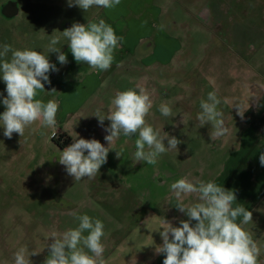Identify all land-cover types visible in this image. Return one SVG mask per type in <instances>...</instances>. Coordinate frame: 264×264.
<instances>
[{
    "label": "rangeland",
    "instance_id": "374dc122",
    "mask_svg": "<svg viewBox=\"0 0 264 264\" xmlns=\"http://www.w3.org/2000/svg\"><path fill=\"white\" fill-rule=\"evenodd\" d=\"M9 1L18 5L19 14L11 20L0 16V45L7 43L19 50L43 52L49 36L60 35L73 23L85 24L92 18L104 19L117 36L123 27L131 28L136 24L135 20L128 23L126 16L128 7L134 11L136 0H121L115 7L117 15L110 18L100 15L101 7L85 12L78 6L69 7L68 0H0V11ZM145 1L151 5L153 18L159 16V26L166 28L167 20H170L169 25L171 22L175 26L169 29V42L159 38L163 48L159 46L156 54L145 58L143 63L133 55L118 60L101 74L97 83L92 82L90 73L98 70L68 58V62L61 65L56 53H48L49 61L58 71L49 72L50 83L43 82L44 90H38L37 98L59 103L69 94L68 90L76 93L62 106L58 104L62 124L57 120L55 128L39 130L31 126L24 136L13 133L11 139L3 135L4 129L0 126V138L7 139L0 146H6L5 153L14 154L13 178L16 180L14 195L0 187V229L5 227L4 231H8L5 237L0 236V264H14V252L20 246H27L30 253H36L29 256L31 264H44L50 254L47 245L53 242V238L45 237L77 227L79 221L70 215L73 212L103 222L105 264H163L164 255L156 252V247L162 244L158 232L162 220L176 227L181 221L175 198L170 196V184L185 175L192 180L196 174L211 178L213 170L226 159L227 165L241 164L238 158H229L234 154L232 151H236L233 142L223 150L226 153L218 152L221 145L218 139H211V125L206 123L200 127L197 115L201 111L200 100L206 99L208 92L216 91L221 99L220 109L226 103L225 92L241 89L240 84L257 83L260 76L264 78V0ZM137 25L143 30L142 24ZM66 43L61 39L58 45L62 52L66 50ZM137 85L145 88L153 101L147 122L159 130L161 136L167 133L181 143L177 149L162 154L156 165L134 163L138 135L127 138L121 134L109 146L107 162L96 177L75 181L58 161L61 152L76 138L97 139L108 147L104 137L109 133L104 129L111 122L105 119L101 126L94 115L97 110L107 115L115 94ZM52 89L56 92L49 93ZM6 96V85L0 77V114L5 111L2 100ZM162 103L172 109V116L161 115ZM67 113L72 115L67 130L69 141L57 134L67 122ZM233 129H236L233 135H237L242 126H233ZM34 131H39L37 137ZM31 141V167L18 173L29 161L22 153L29 150ZM164 143L167 146V139ZM121 149L123 155L117 157L116 152ZM198 150L204 152L200 158L193 155L189 158V154ZM221 155L225 158L213 166V170L205 169V163H212ZM249 176L252 174L238 175L234 190L238 185L242 205L247 196L255 200L243 205L253 214V222L245 228L261 248L258 260L259 264H264V176L257 179L262 185L253 192L245 190V178ZM167 205L172 206L174 212L168 213ZM187 219L186 216L184 220Z\"/></svg>",
    "mask_w": 264,
    "mask_h": 264
},
{
    "label": "clouds",
    "instance_id": "9594fccd",
    "mask_svg": "<svg viewBox=\"0 0 264 264\" xmlns=\"http://www.w3.org/2000/svg\"><path fill=\"white\" fill-rule=\"evenodd\" d=\"M120 3L121 0H68L69 7L78 6L85 12L93 7L113 9ZM49 37L43 52L28 48L19 50L7 43L0 45V77L7 93L2 100L5 111L0 114V126L4 129L3 135L9 139L13 133L24 136L25 130L37 122L42 128L56 127L58 103L55 100L44 102L37 96L38 90H44L43 82L50 83L49 72L58 71L47 54L56 53L61 65L68 62L66 54L58 47L61 39L67 41L77 63L83 62L98 71L111 68L115 50L124 39L117 36L104 19L88 21L87 24L73 23L60 35ZM53 92L56 90L52 89L49 93ZM220 104L216 91H210L206 99L200 100L201 111L197 115L200 127L206 123L211 125L210 137L213 141L228 132L223 112L218 109ZM152 107L149 93L139 85L118 91L111 100L107 115H101L99 110L94 115L101 126L105 119L111 122L104 129L109 133L104 137L108 147L97 139L76 138L63 149L59 163L65 166L67 174L75 181L85 177L93 179L107 162L109 146L122 134L127 138L138 135L134 163L142 161L156 165L162 154L169 149H177L181 141L167 133L161 136L160 131L147 122ZM244 111L237 105V115L241 119ZM159 112L164 117L173 115L167 103L159 106ZM182 122L185 124L184 116ZM116 155H123V149ZM259 162L264 166V152H261ZM169 192L175 198V207L188 219L181 220L178 227L162 220V227L158 230L162 244L156 247V252L164 255L163 264H259L261 248L245 228L253 222V214L236 203L232 190L213 180H192L185 175L170 184ZM189 197H194V200L185 203ZM70 215L79 221L78 226L45 237L53 238V242L47 245L50 254L44 264H105L103 222L87 214L76 215L73 212ZM192 221L196 223L193 225ZM35 254L30 253L27 246H20L14 252V264H31L29 256Z\"/></svg>",
    "mask_w": 264,
    "mask_h": 264
},
{
    "label": "crops",
    "instance_id": "0c3cea01",
    "mask_svg": "<svg viewBox=\"0 0 264 264\" xmlns=\"http://www.w3.org/2000/svg\"><path fill=\"white\" fill-rule=\"evenodd\" d=\"M150 6L151 5H149V3H146L145 0H136V6L134 7V11L130 7L126 9V16L127 18H129L128 23L135 20L136 24L134 23V27L130 28V26H127L119 30L120 32L118 33V36H122L124 39L121 42L120 47L115 50V59L113 61V64L117 63L118 60H122L123 58L132 55L135 57V60L138 57L140 62L143 63L144 61H146L145 58H149L148 56H153L154 53L156 54L157 49L160 46V42H158L159 38L163 39L165 42H169L168 32L169 29L173 30V28L175 27L174 24L170 22L169 25L170 20H167V24L165 25L167 31L165 30L166 28H164L163 25L159 26V16L157 15L156 19L153 18V10ZM99 13L101 16H109V18L110 15H117V13L115 12V8L111 10L101 8ZM161 13L162 12L160 11L159 14ZM91 21L98 22L95 18H92ZM137 23L142 24V28L145 32H143V30H139V28L137 27ZM133 30L135 33L132 34ZM161 48H163V45L160 46V49ZM68 49L69 47L68 45H66V50L64 51V53L66 54L67 58L73 62H76L71 54V51H67ZM103 72L104 71H97L90 73L91 76H93L92 82L95 81V83H97L98 79L101 78V74ZM260 78V81L257 83H249L248 85L240 84L242 87L241 89H236L231 92H225L224 97L226 103L224 104L223 108L219 109L223 112V118H226L224 124L228 128V132L225 136L218 139L221 145L218 148V152L221 154L223 150L226 149L227 144L233 142L234 147H236V151H232V153L234 154H232L229 158H238L241 164H236L235 162H232L233 164L227 165L226 161L228 159L220 163L225 158L223 157V155H221L218 158L214 159L212 163H205V169H207L208 171H210L213 166L216 167L220 163L217 170L212 169L213 172L211 178L209 177L208 179H204L202 177L197 176L196 174L193 179H201L204 181L213 180L217 184L223 186L225 189L232 190L233 192H235L236 203L238 204H240L238 196V185L234 190V185L236 184V182L239 181L238 179L240 178L238 177V175L252 174V176L245 178V190L251 192H253V189H256L262 185V183H260L257 179L261 176H264V166H261L259 162V156L261 152H264V78L261 76ZM237 90L241 91L238 92ZM73 91L74 90H68L67 93L69 94L61 98V100H59V103H57L62 106L63 102H65L66 100L68 101L72 98V94H76ZM237 105L241 107V110H245L243 119H241V117L237 115ZM71 116L69 115V113L66 114L67 122L64 126L61 125V133L68 135L67 130L69 127V120L72 119ZM229 116H231V118H228ZM56 120H59L61 124L63 122V119L60 118V115L58 113L56 115ZM240 124L242 126L241 131H238L237 135H233L236 132V129H233V126H239ZM32 126H37V130L41 128L39 122ZM211 131L212 128L210 129L209 133ZM38 132L34 131L33 134L35 135V137L39 135ZM1 137L2 138H0V145H3V143L7 142V139H5L4 136ZM32 144L33 141H31V146L29 145V150L22 153L23 158L29 159V161H26L25 166L19 169L18 173L25 172L31 167L32 162L30 163V160L32 159ZM4 147L6 146H0V174L13 172L14 175L15 167L14 163L12 164V161H15L14 154L5 153L3 151ZM224 153L226 152H223V154ZM203 154L204 152H199L198 150V153L189 154V158H191L192 155L200 158ZM222 177L223 181H221ZM14 181L16 182V180ZM247 198V200H243V205H245V203L248 204L249 202H251L252 204L255 202L253 198L250 199L248 196ZM190 200H194V197L187 198L185 200V203L189 202ZM172 206L167 205L168 213L173 211L171 208ZM176 212H178V220H184L186 214L180 212L179 210H177ZM195 223V221H192L193 225Z\"/></svg>",
    "mask_w": 264,
    "mask_h": 264
},
{
    "label": "flooded vegetation",
    "instance_id": "af4514ba",
    "mask_svg": "<svg viewBox=\"0 0 264 264\" xmlns=\"http://www.w3.org/2000/svg\"><path fill=\"white\" fill-rule=\"evenodd\" d=\"M12 3H14L17 7V15L13 16V17H6L3 14L4 8L6 7V5L12 4ZM18 14H19L18 5L13 1H9L1 7L0 16L3 19L11 20V19L16 18L18 16ZM57 134H58V136H60V138H63L65 141L70 140L69 136L61 133V131H59ZM14 185H15V181L13 180V172H7L6 174H0V187L5 188L6 190H9L8 192H11L14 195ZM4 230H5V227H2V229H0V236L1 237H3V236L5 237V235H6L5 233L8 232V231L5 232Z\"/></svg>",
    "mask_w": 264,
    "mask_h": 264
},
{
    "label": "water",
    "instance_id": "95a60500",
    "mask_svg": "<svg viewBox=\"0 0 264 264\" xmlns=\"http://www.w3.org/2000/svg\"><path fill=\"white\" fill-rule=\"evenodd\" d=\"M3 14L6 17H13L17 15V7L14 3L6 5L4 8Z\"/></svg>",
    "mask_w": 264,
    "mask_h": 264
}]
</instances>
